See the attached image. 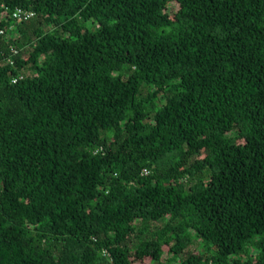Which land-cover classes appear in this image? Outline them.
<instances>
[{
  "label": "trees",
  "instance_id": "obj_1",
  "mask_svg": "<svg viewBox=\"0 0 264 264\" xmlns=\"http://www.w3.org/2000/svg\"><path fill=\"white\" fill-rule=\"evenodd\" d=\"M0 30V264H264V0H0Z\"/></svg>",
  "mask_w": 264,
  "mask_h": 264
},
{
  "label": "built area",
  "instance_id": "obj_2",
  "mask_svg": "<svg viewBox=\"0 0 264 264\" xmlns=\"http://www.w3.org/2000/svg\"><path fill=\"white\" fill-rule=\"evenodd\" d=\"M34 13L32 12H29V11H26V10H23V9H20V8H17L14 12H12V14L10 15V17L12 19H14L15 21L17 22H23V21H27L31 18L34 17ZM6 16V14L4 15ZM4 34V31L3 30H0V35H3ZM15 53H17V51H15ZM10 63H13L12 60H9ZM146 173H148V171L146 170L145 171Z\"/></svg>",
  "mask_w": 264,
  "mask_h": 264
},
{
  "label": "rangeland",
  "instance_id": "obj_3",
  "mask_svg": "<svg viewBox=\"0 0 264 264\" xmlns=\"http://www.w3.org/2000/svg\"><path fill=\"white\" fill-rule=\"evenodd\" d=\"M172 10H173V12H176L178 10V6L176 4H174L172 6ZM157 224L162 225L161 222L157 223ZM188 251H198L200 253H203V252H205V248H204L202 242L199 239H195L193 245L189 248ZM169 257L170 256L166 253L164 255V257H163V263L167 264V261H168ZM181 258L182 259L186 258V254L182 255ZM146 264H152V263L147 262Z\"/></svg>",
  "mask_w": 264,
  "mask_h": 264
}]
</instances>
